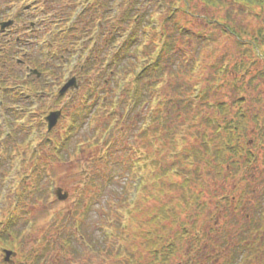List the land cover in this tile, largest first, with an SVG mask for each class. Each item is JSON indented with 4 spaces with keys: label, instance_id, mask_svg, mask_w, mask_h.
I'll return each mask as SVG.
<instances>
[{
    "label": "rangeland",
    "instance_id": "rangeland-1",
    "mask_svg": "<svg viewBox=\"0 0 264 264\" xmlns=\"http://www.w3.org/2000/svg\"><path fill=\"white\" fill-rule=\"evenodd\" d=\"M74 1L76 2L73 3ZM84 1L49 0L46 3L45 0H0V9L9 8L10 12L4 20L12 18L15 12L24 13V16L30 18L41 16L43 20L38 24L37 29L44 31L48 29L46 24L57 18L52 15L53 7H66L67 4H72L76 10L70 15L65 27L59 26L61 19L56 20L60 23L49 26V31L54 34L64 33V38L67 27L77 19V13ZM190 7L199 15L207 11L211 14L220 12L222 16L230 13L234 19V27L240 32H246L245 37L254 34L258 26L264 27V15L256 16L252 12L243 10L237 4H229L226 11H221L211 10L195 0ZM115 13V10L111 12V19ZM153 16L157 21H161V15L155 13ZM181 19L189 21L187 17H181ZM190 22L188 26L193 31L202 27L200 19L191 18ZM130 28L131 24L127 25L122 37L128 34ZM214 32L218 35L219 41L209 43L198 50L200 68L190 78L191 81H196L198 76L200 87L204 86L203 80L211 77L214 72L210 66L212 62L217 60L218 65H231L222 55L226 52L234 54L235 58H232V61L242 59L249 62L246 71L243 72L242 80H251L253 86H250V91L245 93L246 101L243 107L246 114L250 116L247 148L255 153L256 161L245 175L234 173L226 176L225 179L219 177L214 180L213 173L210 175L202 173L201 178L205 179V185L209 184L213 189V195L208 197L210 209L205 210L196 223L188 225L192 229L187 227L190 234L181 239L182 242L178 239L181 226L177 223H162L165 232L169 236L173 235L172 239L176 248L167 264H260L264 262V116H262L264 57L253 56L249 59L243 53L245 48L236 44L231 37L222 35L218 30ZM58 38L61 39L59 36ZM52 44L51 48L58 57L60 55L59 43L54 40ZM184 48L187 51L185 58L189 56V61L194 59L196 50L189 44ZM84 57V54L77 55L74 50L69 65L72 66V60L81 63ZM223 57L225 60L221 61ZM93 71L85 75L82 90L78 96L73 100L70 95L66 98L68 100L65 108L66 119L61 120L53 133L48 134L45 125L41 124L39 108L36 109V104H32L33 107L31 106L26 111H14L17 121L13 124L12 130L4 128L2 137H5L7 132H12V137L9 136V139L4 141L5 149L0 150V230H8L4 231L8 239L11 238L8 233L18 234V237L13 239L15 241H10V244L15 248L13 250L20 255L40 254L41 250L48 245L49 250L44 255L64 256L63 261L70 258L73 264H123L125 260L123 257L126 256H129L131 261L134 260L135 264H147L153 255L149 254L147 245L152 242L146 240L145 232L152 230L153 226L147 223L148 218L144 211L160 202L156 198H148L145 201L143 198L144 194L147 192L148 195L153 188L151 186L152 171L160 172L161 168L151 163L154 150H151L147 137L142 138L143 143L140 148L145 155L148 154L150 160L143 161L135 155L137 146H133V154L125 153L122 145L109 148L111 141L115 143L119 141L117 138L120 136V131L119 127L114 129L115 121H112L105 130L104 124L108 119L105 116L109 112L108 107L99 103L94 112L90 110L92 112L88 118L80 114L84 111L85 103L90 106L95 98V96L86 95V92L95 86L91 83L96 79L95 74L99 75L96 91L100 88L112 89L114 86L109 75L101 76L100 65H96ZM101 78L105 82L104 86L100 84ZM119 92L120 89H116V97L112 96L114 100ZM234 92L236 93V90L231 91L224 86L220 94L213 96L210 92L209 100H226L225 97L228 96L230 98L227 101L230 102L231 98H234ZM106 96L110 94L106 93ZM66 99H62L60 104L63 105ZM254 114H257L256 116L260 118L258 121L262 124V139L252 135L255 125L252 117ZM74 118L78 125L73 128ZM46 138L53 140V143L50 145ZM160 138L162 141H157L156 146L163 150V146H160L163 136ZM192 141L195 147H199L195 139ZM182 144L184 148H189L188 144ZM180 150L178 147L176 153L180 154ZM131 157L134 159L132 167L134 174L129 177L126 168L132 163L127 162ZM163 159L166 160L164 156ZM197 163L194 162L192 168H187L189 165L185 162H179L178 166L180 164L184 170L193 172ZM186 171L181 172L182 175L195 180V175L189 176ZM141 180H143L141 192L136 195L135 188ZM173 180L179 181V179ZM129 181H132V185ZM195 181L197 184V180ZM214 182L217 185H214ZM106 183H109L110 188L107 195L110 194L111 197L103 199L100 186ZM57 187L69 193L66 201L56 199L54 191ZM193 188L194 186L190 188V191ZM196 188L198 190L200 186L197 184ZM121 189H123L122 195L115 196ZM125 191L128 192L127 202L122 201ZM202 191L206 193V189L202 188ZM173 194L178 195V191L174 190ZM221 194L226 195L229 204L218 209L216 204ZM139 195L142 197L140 198ZM134 203L138 205V208L131 205ZM140 206H142V212L139 209ZM83 213L86 214L82 216ZM182 213H185V210ZM191 213L192 210L188 211L182 219L188 222L186 217ZM107 218L110 220L107 221ZM78 224L80 225L79 230H77ZM119 225H123L124 229H119L117 227ZM255 228H257L256 231ZM156 229L162 232L161 228ZM68 236L72 238V247L65 246L60 250L62 239L65 241ZM80 236L84 238L85 243L81 244L76 240ZM197 237L200 243L196 247L198 253H195L194 244ZM47 239H49L48 242ZM88 242L92 245L91 250H88ZM168 243H170L168 240H159L154 249L161 253ZM243 244H250V248L246 249L245 253L237 249ZM149 248L152 247L149 246ZM70 252L73 258L69 257ZM44 264H50V261L47 260Z\"/></svg>",
    "mask_w": 264,
    "mask_h": 264
},
{
    "label": "trees",
    "instance_id": "trees-1",
    "mask_svg": "<svg viewBox=\"0 0 264 264\" xmlns=\"http://www.w3.org/2000/svg\"><path fill=\"white\" fill-rule=\"evenodd\" d=\"M193 1L195 0H85L77 13V19L67 27L66 36L63 38L64 33L53 34L50 38V47L53 46L52 41H58V52L63 55L68 70L71 68L69 60L73 51L75 50L77 55L84 54V60L81 63L74 60L77 66L72 67L81 75L82 80L86 74L94 70L96 65L101 67V76L107 74L112 78L114 84L112 89L100 88V91H96L99 75L95 74V81H91L95 86L86 92L88 97L95 96V98L90 106L85 103L84 111L80 112L88 118L91 112L97 109L99 103L109 108L105 116L108 119L104 128L106 130L110 123L115 121L114 129L119 127L120 131V136L117 138L120 142L111 141L109 148L122 145L125 153L133 154V146H137L135 155L143 161L150 160L148 154L145 155L140 148L143 143L142 138H149L150 148L154 150L151 163L161 169L160 172L152 171L153 188L151 193L144 194L143 199L145 201L148 198H156L160 203L144 211L148 218L147 223L153 226V230L147 231L146 235L150 236V231H153L152 234L157 242L165 239L170 243L161 253L154 249L157 242L151 245L152 250L148 246L149 254L153 256L147 264H167L176 249L172 237L162 226L163 222L177 223L181 226L178 235V239L181 240L190 234L188 225L196 223L201 214L210 209L208 197L213 195V189L209 184L205 185V179L201 178L202 173L207 175L213 173L214 180L219 177L225 179L226 176L234 173L245 175L256 161L255 153L247 148L250 116L243 107L246 101L245 93L250 91V86H253L251 80H242L243 72L246 71L249 62L242 59L232 61V58H235L234 54L226 52L222 55L231 65H218L217 60L212 62L210 66L214 72L211 77L203 80L204 86L200 87L198 76L196 81H191L190 77L200 68L198 50L209 43L219 41L215 30L231 37L236 44L245 48L243 50L245 56L252 59L253 56L264 57V27L258 26L254 34L245 37L246 32H240L234 27V19L230 13L222 16L220 12L211 14L207 11L199 15L190 9ZM197 1L211 10L226 11L229 4H237L256 16L264 15V0ZM75 10L76 7L72 4H67L66 7H53L52 15L57 18L48 22L46 28L49 29L52 24L60 23L56 21L57 19H61L59 26L65 27ZM113 10L116 13L111 19ZM155 13L161 15V21L156 20L153 16ZM181 17H187L189 21ZM191 18L200 19L202 27L193 31L188 26ZM129 24L131 28L128 34L122 37ZM42 39L43 35L36 36V43ZM188 44L196 50L194 59L190 61L189 56L185 58L187 51L184 47ZM37 48L36 45L35 51L38 53ZM224 60V57L221 58V61ZM102 79L100 84L104 86L105 82ZM224 86L231 91L236 90L233 94L234 98H231L230 102L227 101L230 98L228 96L225 97L226 100L210 101L209 93L212 92L213 96L220 94ZM116 89H120V92L114 100L112 96L116 97ZM81 90L82 88L78 93H74L71 99L76 98ZM106 93L110 96L107 97ZM256 115L252 116L255 121L252 135L260 139L262 124ZM262 116H264V107ZM77 125L74 118L72 127ZM160 136H163V142L160 144L163 150L156 146L157 141L161 140ZM192 139L199 143V147L194 146ZM182 143L188 144L189 148H184ZM178 147L181 149L180 154L176 153ZM127 162H132L126 168L130 177L134 174L132 168L134 159L131 157ZM179 162L188 163L187 168H192L194 162L198 163L193 172H189L180 164L178 166ZM185 171L189 176L195 175V180L200 186L198 190L195 180L182 175L181 172ZM163 177L166 179L163 180ZM129 184L132 185V181H129ZM142 184L143 180L138 182L135 188L136 195L141 192ZM213 184L217 185L216 182ZM192 186L194 188L190 191ZM202 188L206 189V193ZM100 190L101 198L111 197L110 194L107 195L110 190L109 183L101 185ZM174 190L178 191V195L173 194ZM122 193L123 189L115 196L120 197ZM122 201H128L127 191L124 192ZM227 201L226 195L221 194L216 204L217 208L226 207L229 204ZM131 205L138 208L135 203ZM139 209L142 212V206ZM184 210L185 213H182ZM190 210L192 213L186 217L188 218L186 222L182 216ZM85 214L83 213L82 216ZM155 227L161 228L162 232ZM76 240L82 244L81 239ZM195 241V246L199 245L198 237ZM4 242L8 243L6 235ZM65 246L72 247L70 236L61 242L60 249ZM88 246L91 250L90 242ZM249 248V244H243L237 249L245 253ZM48 249L43 248L41 253L44 254ZM132 263L135 264V261L133 260Z\"/></svg>",
    "mask_w": 264,
    "mask_h": 264
},
{
    "label": "flooded vegetation",
    "instance_id": "flooded-vegetation-1",
    "mask_svg": "<svg viewBox=\"0 0 264 264\" xmlns=\"http://www.w3.org/2000/svg\"><path fill=\"white\" fill-rule=\"evenodd\" d=\"M48 1L45 0L46 3ZM8 12H10L9 8L0 9V150L5 149L6 139L2 137L4 128L12 130L13 124L17 121L14 111H26L32 104H36V109L39 108L41 124L45 125L44 119L51 111L61 110V117H64L68 94L72 97L74 93L80 91V88L76 91L69 89L64 94H59L61 87L68 80L69 71L63 55L57 57L51 50V32L38 30L35 16L26 17L21 12H15L12 18L4 20ZM4 22L10 23L4 27L2 25ZM37 35H43L45 38L40 42V47L43 49L38 50V53L35 51ZM70 72L71 76L76 78L81 76L77 71ZM64 98L66 102L61 105L60 102ZM9 136H12V132H9ZM4 230H0V264H44L47 260L50 264H73L67 257V260L63 261L64 256L17 254L10 243L4 245ZM8 235L11 236L9 242L15 241L13 239L18 236L15 232H10ZM46 241L48 242L49 239ZM4 250H12L16 254L5 256ZM195 253H198L197 249ZM69 257L73 258L72 254ZM123 258L125 259L123 264H130L129 256Z\"/></svg>",
    "mask_w": 264,
    "mask_h": 264
},
{
    "label": "water",
    "instance_id": "water-1",
    "mask_svg": "<svg viewBox=\"0 0 264 264\" xmlns=\"http://www.w3.org/2000/svg\"><path fill=\"white\" fill-rule=\"evenodd\" d=\"M8 23H4L2 25L6 26ZM71 85H75V78H72L70 79L66 84L65 86L62 88L61 92L60 93H63L64 91H66ZM76 87V86H75ZM59 115H60V112L57 111V112H51L47 117H46V121L48 123V130H51L57 123V120L59 118ZM55 195L57 197V199L59 201H64L68 198V193L66 191H63L61 188H57L55 190ZM5 255L6 256H9V255H12V254H15L13 253L12 251H8V250H5Z\"/></svg>",
    "mask_w": 264,
    "mask_h": 264
}]
</instances>
